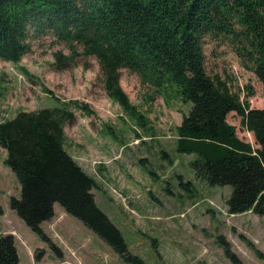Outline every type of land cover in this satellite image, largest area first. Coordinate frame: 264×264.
<instances>
[{
    "label": "trees",
    "instance_id": "1",
    "mask_svg": "<svg viewBox=\"0 0 264 264\" xmlns=\"http://www.w3.org/2000/svg\"><path fill=\"white\" fill-rule=\"evenodd\" d=\"M46 34L69 47L65 61L95 57L108 97L141 121L145 116L121 86L123 68L136 73L142 84L174 86L181 100L190 103L175 126V149L197 154L190 160L197 176L233 187L227 212L264 215V106L250 107L228 78L209 75L203 47L209 39L229 45L264 86V0H0L1 60L19 62L31 51L34 37ZM70 103L75 101L58 100L57 106L0 120L3 162L21 185L19 197L10 195L9 205L54 251L58 246L41 222L54 215L58 202L129 264H147L129 252L122 230L95 200L97 181L65 148L64 126L75 120ZM78 106L92 112L87 103ZM230 111L252 132L255 146L237 135L236 125L227 120ZM178 177L183 189H192L190 179ZM218 238L234 264H246L229 240ZM42 251L35 250L34 258L40 259ZM19 260L15 235L1 233L0 264Z\"/></svg>",
    "mask_w": 264,
    "mask_h": 264
},
{
    "label": "rangeland",
    "instance_id": "2",
    "mask_svg": "<svg viewBox=\"0 0 264 264\" xmlns=\"http://www.w3.org/2000/svg\"><path fill=\"white\" fill-rule=\"evenodd\" d=\"M217 43L210 39L203 43L206 72L228 78L232 90L249 100L250 107H263L264 86L257 75L229 45ZM31 45L17 63L0 59V120L24 110L57 106L58 100L75 101L69 104L75 120L64 126L65 148L87 164L97 181L92 189L95 200L122 230L129 252L141 255L147 264H234L219 242L218 235H223L242 262L264 264L254 249L264 253V215L227 212L226 199L233 187L210 184L197 176L190 164L197 154L175 149V126L190 103L181 100L174 86L142 84L136 73L123 68L121 86L136 111L145 116L141 121L135 112L108 97L95 57L65 61L69 47L47 34L34 37ZM80 103H87L92 112L84 111ZM227 120L236 125L239 137L256 145L237 112L230 111ZM4 152L0 147L2 166ZM97 157L109 161L94 168ZM119 160L124 164L118 166ZM6 170L0 203L6 213L14 214L9 199L19 197L21 185L15 172L11 170L12 178ZM178 175L190 179L192 189H183ZM54 207V215L41 226L57 251L23 219L7 214L5 222H0V234H17L19 264H129L81 219L58 202ZM37 249L43 250L40 259L34 258Z\"/></svg>",
    "mask_w": 264,
    "mask_h": 264
},
{
    "label": "crops",
    "instance_id": "3",
    "mask_svg": "<svg viewBox=\"0 0 264 264\" xmlns=\"http://www.w3.org/2000/svg\"><path fill=\"white\" fill-rule=\"evenodd\" d=\"M247 132H249L248 130H247ZM69 153L70 154H72L73 156H75L72 152H70L69 151ZM5 155H6V151L3 153V157H2V159H3V161H4V157H5ZM120 155V154H119ZM75 157H77V156H75ZM115 157H118V156H114V157H112V159L113 158H115ZM97 158H99V159H101L102 157H97ZM78 159H79V157H77V161H78ZM102 160H109V159H104V158H102ZM120 161V164H118V166L119 165H121V164H124V163H122V161L121 160H119ZM79 162V164H81V166L83 167V168H85L86 170H87V172H89V168L86 166L87 164L85 163H81L80 161H78ZM108 162V161H107ZM101 163H105V162H101ZM99 164V163H98ZM98 164L96 165V167L98 166ZM5 167V168H4ZM6 168L8 169V171H10V176L13 178L14 176H13V172L11 171V170H9V168H8V166L3 162V166H2V164L0 165V183L1 182H3V180H4V178H6V176H5V174H7V170H6ZM15 172V171H14ZM2 205V204H1ZM2 208L4 209V211H3V213H1L0 214V216H2V218H0V222H5L4 221V219H7V218H5V217H7V214H11V215H14L15 217L17 216V217H19L18 215H17V213L14 211V214H12L11 212H8V213H6L5 211H6V209H5V206L4 205H2ZM55 213V212H54ZM20 218V217H19ZM16 233V232H15ZM15 236H17V234H15ZM21 259V258H20ZM42 259H43V257H42ZM38 261H41V260H38Z\"/></svg>",
    "mask_w": 264,
    "mask_h": 264
},
{
    "label": "built area",
    "instance_id": "4",
    "mask_svg": "<svg viewBox=\"0 0 264 264\" xmlns=\"http://www.w3.org/2000/svg\"><path fill=\"white\" fill-rule=\"evenodd\" d=\"M107 161H109V160H102V158H101V159L96 158V159L93 161V163L95 164V165H94V168L96 167V165H97L98 163H100V162H107Z\"/></svg>",
    "mask_w": 264,
    "mask_h": 264
}]
</instances>
